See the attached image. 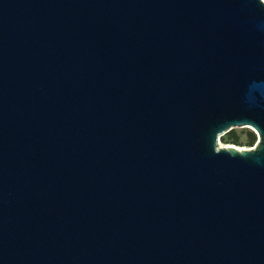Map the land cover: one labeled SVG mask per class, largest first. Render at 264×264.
<instances>
[{"label":"water","instance_id":"water-1","mask_svg":"<svg viewBox=\"0 0 264 264\" xmlns=\"http://www.w3.org/2000/svg\"><path fill=\"white\" fill-rule=\"evenodd\" d=\"M0 264H264V0H0Z\"/></svg>","mask_w":264,"mask_h":264},{"label":"trees","instance_id":"trees-1","mask_svg":"<svg viewBox=\"0 0 264 264\" xmlns=\"http://www.w3.org/2000/svg\"><path fill=\"white\" fill-rule=\"evenodd\" d=\"M227 134H229V142L230 144H233V145H241L240 143V135L236 132V129H233L231 131H229ZM246 144L252 148L256 143H257V140H258V136L257 134L250 130V129H247L246 130Z\"/></svg>","mask_w":264,"mask_h":264},{"label":"rangeland","instance_id":"rangeland-1","mask_svg":"<svg viewBox=\"0 0 264 264\" xmlns=\"http://www.w3.org/2000/svg\"><path fill=\"white\" fill-rule=\"evenodd\" d=\"M247 129H249V128H237L236 129V132L240 135V143H241V145L230 144V142H229V134H225L219 140V147H227L229 145H232V146H234L236 148L250 149V147L246 144V141H247L246 140V130ZM250 130L254 131L253 129H250ZM257 142H258V140H257ZM256 144L253 146V148L256 146Z\"/></svg>","mask_w":264,"mask_h":264},{"label":"bare ground","instance_id":"bare-ground-1","mask_svg":"<svg viewBox=\"0 0 264 264\" xmlns=\"http://www.w3.org/2000/svg\"><path fill=\"white\" fill-rule=\"evenodd\" d=\"M232 145H229V146H227V147H231ZM238 149H240V150H242V148H238Z\"/></svg>","mask_w":264,"mask_h":264},{"label":"built area","instance_id":"built-area-1","mask_svg":"<svg viewBox=\"0 0 264 264\" xmlns=\"http://www.w3.org/2000/svg\"><path fill=\"white\" fill-rule=\"evenodd\" d=\"M253 148V147H252Z\"/></svg>","mask_w":264,"mask_h":264}]
</instances>
